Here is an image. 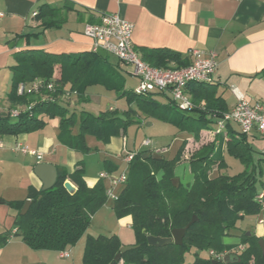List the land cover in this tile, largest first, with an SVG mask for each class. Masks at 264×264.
I'll list each match as a JSON object with an SVG mask.
<instances>
[{"label":"trees","instance_id":"1","mask_svg":"<svg viewBox=\"0 0 264 264\" xmlns=\"http://www.w3.org/2000/svg\"><path fill=\"white\" fill-rule=\"evenodd\" d=\"M62 10V7L44 4L39 7L35 18L41 21L43 30L59 26L64 22ZM39 34L26 33L17 37L29 42L31 37ZM13 57L15 64L10 67L12 82L7 93L11 109L5 117L0 116V135L38 131L46 126L45 117L59 118V141L75 151L88 154L93 151L87 143L88 135L106 143L114 135L126 134L131 125L141 123L133 103H137L145 113L158 115L177 126L181 132L189 134L209 128L210 123L214 120L218 122L228 111L225 99L218 93V84L192 83L188 92L194 108L189 111L198 116L174 112L173 109L179 108L173 100L163 105L152 96V92L139 93L136 89H125L123 75L108 57H102L97 51L54 54L39 48H25L15 52ZM143 59L160 68L172 62L184 66L189 64L179 53L160 50L148 53ZM36 79L59 85L53 93L56 100H51L47 91H43L41 96L18 93L21 83ZM97 83L119 91V97H125L128 102L127 110L120 113L117 109H109L98 115L82 110L78 117L75 109L71 110L66 104L70 101L61 97L64 88H69L76 92L79 101L84 102L86 88ZM31 104L32 107L21 111L18 117L11 116L12 109ZM161 111L164 113L160 114ZM10 118L17 120L12 122ZM190 119L192 123H189ZM77 123L79 130L74 133ZM237 135L227 141V152L238 158L245 170L232 176L220 172L211 175L213 165L217 164L219 171L226 166L223 158H214L216 146L213 143L206 156L191 157L187 161L194 176L193 182L188 185L179 182L175 186L173 181L177 177V166L183 162L186 140L173 159L162 154L161 158H144L149 149L137 151L128 164L127 182L121 186L113 204L118 218L131 217V226L136 235L137 247L123 253L120 261L124 264H184L185 254L195 248L198 251L190 264H212V259H203L198 252L204 249L216 252L232 249L233 246L226 244L224 238L231 234L238 220L260 213L256 196L260 178L264 174L261 161L255 162L247 133L241 131ZM84 176L85 163L84 159H80L72 173L58 170L57 183L53 188L38 190L30 186L28 198L32 203L24 215L21 210L26 200L6 202L16 210L17 234L27 245L33 249L64 251L85 237L94 213L107 202L108 197L103 181L90 187ZM67 178L76 185L75 193H70L64 187ZM193 216L197 220L187 230L182 245L170 242L164 246H153L148 243L149 235L171 237L174 228L186 226ZM260 239L255 234L248 236L244 232L242 243L247 244V248L239 255L237 262L223 264H264ZM123 246L117 234H87L83 264H112Z\"/></svg>","mask_w":264,"mask_h":264},{"label":"crops","instance_id":"2","mask_svg":"<svg viewBox=\"0 0 264 264\" xmlns=\"http://www.w3.org/2000/svg\"><path fill=\"white\" fill-rule=\"evenodd\" d=\"M44 4L62 7L64 22L43 30L41 21L37 20L33 13ZM106 13L118 14L133 23L132 42L142 58L152 51L160 50L179 53L186 58L188 64L193 59L190 55L193 48L216 52L219 66L214 74L213 84H218V93L225 99L228 111L238 102L236 93L242 94L250 102H260L264 105V0H0V110L7 112L11 109L7 99L8 92L5 93V90L11 86L10 67L15 64V52L25 48H39L54 54L94 51V41L84 34V28L87 23H99ZM39 32L40 34L31 37L29 42L17 37L19 34ZM112 64L123 75L126 88V74L134 75L133 68L119 60ZM183 66L172 62L167 67ZM103 87L107 88L99 83L90 85L85 90L86 101H79L77 96H73L66 104L78 113L81 104L92 103L93 95L113 98L110 91L112 89L107 91ZM152 96L163 105L172 100L169 93L152 92ZM119 100L120 106L111 104L106 110L117 109L120 113L127 110V100ZM165 109L166 106L163 107V110ZM140 114L141 123L133 124L135 128L143 124L148 127L154 125L153 121ZM193 116L198 115L195 113ZM45 120L47 124L41 130L18 135H0V199L3 201L0 204V264H71L66 258H71L74 254L77 260L73 259V264H83L84 237L80 239L84 245L77 253L76 247L69 248L70 256L65 260L60 251L31 248L17 234L19 225L16 210L6 202L28 200L30 186L42 189L43 182L34 172L37 163H52L58 170L72 173L77 161L84 159V179L88 186L93 187L101 180L107 188L109 180L101 178L100 175L102 172L113 175L123 172L129 164L125 159L126 150H161L157 144L151 143L152 147L144 146L143 141L139 144L136 139H131L128 130L132 127H129L126 134L114 135L106 143L88 135L87 143L93 151L82 154L59 141V118L45 117ZM209 126L201 132L214 133V158H223L227 165V141L238 136L237 133L241 132V129L238 124L230 122L224 131L217 134V120ZM78 130L79 123L73 132L77 133ZM180 133L186 135L185 140L189 141L190 145L194 139L193 135ZM247 138L254 151L255 162L261 161L264 167V134L253 130L247 134ZM17 144L28 150L41 152L43 159L38 160L37 156L30 152L16 150ZM185 165H189V162ZM189 167L184 168L181 173L176 171L179 182L184 185L191 184L194 179ZM218 172L220 171L217 164L213 165L211 175H217ZM66 180L75 185L70 178ZM124 219L125 223L121 225L117 235L124 245L135 244V233L128 228L131 227V217ZM256 225L255 231L245 232L263 238L264 225L258 221ZM232 233L233 230L224 238L226 244L233 246L225 254L233 253L239 246H244L242 235L236 238Z\"/></svg>","mask_w":264,"mask_h":264},{"label":"built area","instance_id":"3","mask_svg":"<svg viewBox=\"0 0 264 264\" xmlns=\"http://www.w3.org/2000/svg\"><path fill=\"white\" fill-rule=\"evenodd\" d=\"M38 11L33 13L36 16ZM134 25L132 22L120 17L118 14L106 13L102 16L99 23H87L84 28V34L94 41V51L102 48L108 54L115 56L120 62L130 65L133 68V74L140 80L136 91L139 93L162 92L169 93L177 107L182 111H189L194 108L192 96L188 92V87L192 83H214V74L219 66L217 53L206 51L200 48L190 50L192 61L183 67H155L147 63L135 49L132 42V33ZM59 85L56 82H46L42 79H36L32 82L21 83L18 87L19 94H38L42 95L47 91L51 100H56L53 95ZM236 93V90L234 89ZM76 92L69 88H64L61 94L63 100L70 101ZM237 104L226 112L217 122V133L225 130L227 123L234 122L239 125L244 133H250L258 130L264 134V105L260 102H250L242 94L236 93ZM24 106V107H23ZM17 106L11 110L12 117H18L21 111L30 109L31 105ZM23 107V108H22ZM152 141L144 139L142 145L149 146ZM16 150L30 152L37 156L38 160L43 159V154L36 150H28L19 144ZM137 151L126 150L125 159L129 163ZM264 159V148H263ZM101 178L109 180V186L106 188L108 198L116 200L118 197L117 189L124 185L128 179V167L122 173L113 175L108 172H102ZM260 204V213L257 221L264 225V182H260V187L256 196ZM241 247V246H240ZM61 252V257L70 256L68 249ZM226 252V251H225ZM225 252H216L209 250L210 259H222Z\"/></svg>","mask_w":264,"mask_h":264},{"label":"rangeland","instance_id":"4","mask_svg":"<svg viewBox=\"0 0 264 264\" xmlns=\"http://www.w3.org/2000/svg\"><path fill=\"white\" fill-rule=\"evenodd\" d=\"M108 58H109L110 62L117 63L118 59L115 56H113L112 54H108ZM126 75L128 77V83H127V87L125 89H130V88L136 89L140 84V80L138 79V77L131 75V74H128V73ZM10 88H11V86H8L5 90V93L9 92ZM104 89L109 91V89H107V88H104ZM110 91H112V93H113V96H112L113 98H110V97L106 98L107 96L105 97L104 95H98V96L93 95V100H92L91 104H81L80 107L78 108V113H77L78 117L80 116L81 109H87V110H89L95 114H100L101 112L106 111V109H108L111 104H115V105L120 106L121 100H119V99H122V98L126 99V98L125 97H119L120 92L115 90V89H112ZM116 99H117V103H115ZM133 107L137 110L139 115H141L140 113H142V115L149 118L150 121H153L154 125L148 127L147 125L143 124L137 128H135L133 125H131L130 127H132V128H130V130H128L130 138L136 139V142L139 144L144 139L150 138L152 140V144H154V145L157 144L159 146V148L161 147V150L160 149L159 150L153 149V151L158 152L159 154H162L166 158H170V159L175 158L178 155V152L182 146V143L185 141L186 135L184 136V133L181 135L180 129L177 126H175L174 124H172L171 122H169L168 120H164L163 118H161L158 115L155 116V115L145 113V111H143L139 108L137 103H133ZM173 111L174 112L178 111L182 115L186 114V115H190L191 117H193V112H191V111H182L179 109H173ZM161 113H164V111H161L160 114ZM10 120L12 122H15L17 119L16 118H10ZM189 121H190L189 123L193 122L191 119ZM208 127H210V126H208ZM216 132H215V135H216ZM192 135H193L194 139L190 143V145H188L189 141H187L186 148L184 150V154L182 157L183 162L177 166V168H176L177 173H181L184 168L186 169L189 167V165H185V164L187 163V161L189 159H191V157L197 158V157L206 156V154H208L210 152V144L214 143V141L212 140L214 133L199 132L197 134L193 133ZM19 145H21V144H19ZM151 147H152V145H151ZM151 147H148V148H151ZM19 151H21V150H19ZM226 159H227L228 164L226 166L222 167V169L220 170V173L232 176V175H236L238 173H241L244 170L245 166L238 158L231 156L228 153ZM229 160H231V161H229ZM124 170H126V168ZM185 172H186V170H185ZM118 174H120V172ZM260 179H261L260 182L261 181L264 182V174H263V176H261ZM258 187H260V185ZM120 189H121V186L117 189V193H119ZM113 204H114V200L111 198H108L107 202L94 213V215L91 219V223L89 225V228L87 230V233L84 237V242H86L87 234H91L94 236H97L99 234H107L108 235L110 233L117 234V231L120 229L121 225H123V223H125L124 221L126 219L123 218V220H121L120 218L117 217V215L114 211V208H113ZM257 217L258 216H245L243 219L238 220L236 227L233 229L232 234L236 238H239L243 234V232H245V231H250V230L255 231L254 229L257 226L256 225ZM128 228L130 230H132L133 233H135L132 226L128 227ZM79 242H80V240L73 246V248H75V247L77 248L75 253H77V250L84 245L83 241L80 243ZM197 251H198L197 249L193 248V249H191V251L187 252L184 256V264H189L192 261H194ZM242 252L243 251H241L240 254ZM198 253H199V256L201 258L206 259V260L210 259V254H209L208 249L200 250ZM66 259L70 260L69 262L71 264H73V259L77 260V256H75V254H74V255H72L71 258H66ZM78 262H79V258H78ZM119 264H124V263H123V261H120Z\"/></svg>","mask_w":264,"mask_h":264},{"label":"water","instance_id":"5","mask_svg":"<svg viewBox=\"0 0 264 264\" xmlns=\"http://www.w3.org/2000/svg\"><path fill=\"white\" fill-rule=\"evenodd\" d=\"M97 52L99 55H101L104 58H107V56H108L107 51L102 49V48H99L97 50ZM6 115H7V112H2L0 110V116L5 117ZM149 156H153L154 158H161L162 157L161 154H159L158 152L152 151V150L147 151L143 155L144 158H147ZM34 172L43 182L42 189H44V190L51 189L56 185L57 179H58V169L54 164L48 163V162L37 163L35 165ZM173 181H174V185L178 186L179 181H180L179 178L175 177L173 179ZM64 187L70 193H75L77 190L76 186L73 185L68 180H66L64 182ZM1 203H3V201L0 199V204ZM31 203H32V201L30 199L26 200V202H25V204L21 210L22 215H24L28 211ZM196 220H197V217L193 216L192 220L186 226L174 228L172 230V236L171 237H161V236L149 235L147 238L148 243L150 245H153V246H164L170 242H174L177 245H182L187 230L189 229L191 224H193ZM247 235L248 236L251 235V232H248ZM259 243H260V245L264 251V238H261L259 240ZM136 247H137V245H135V244L124 245L121 248V250L116 254V256L114 258V262L112 264H116L118 261H120L123 253H125L129 250H132ZM238 260H239V256L236 254H229L225 258L226 263H233V262H237ZM220 262H221L220 260H213L212 264H218Z\"/></svg>","mask_w":264,"mask_h":264},{"label":"flooded vegetation","instance_id":"6","mask_svg":"<svg viewBox=\"0 0 264 264\" xmlns=\"http://www.w3.org/2000/svg\"><path fill=\"white\" fill-rule=\"evenodd\" d=\"M246 248H247V244H244V246H243V245H241V247L239 246V247L236 249V251H234L233 253H226V254L223 256L222 259H218V260L221 261V262L218 263V264L226 263V262H225V258H226V256L229 255V254H236V255L239 256V255H240V252H241V251H244ZM228 251H229V250H228ZM214 260H217V259H214Z\"/></svg>","mask_w":264,"mask_h":264}]
</instances>
